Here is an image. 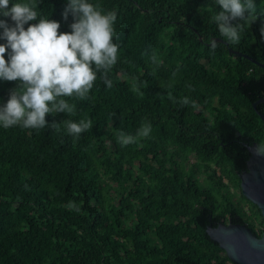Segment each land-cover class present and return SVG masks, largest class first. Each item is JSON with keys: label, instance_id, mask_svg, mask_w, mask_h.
Segmentation results:
<instances>
[{"label": "trees", "instance_id": "16d2710c", "mask_svg": "<svg viewBox=\"0 0 264 264\" xmlns=\"http://www.w3.org/2000/svg\"><path fill=\"white\" fill-rule=\"evenodd\" d=\"M230 46L264 63V0H0V264H237L207 227L264 231L230 189L264 66Z\"/></svg>", "mask_w": 264, "mask_h": 264}, {"label": "water", "instance_id": "95a60500", "mask_svg": "<svg viewBox=\"0 0 264 264\" xmlns=\"http://www.w3.org/2000/svg\"><path fill=\"white\" fill-rule=\"evenodd\" d=\"M214 40H221L228 44L223 37ZM212 43V42H211ZM231 53L244 55L247 58L260 63L252 55L244 53L233 47H229ZM257 108V102L254 103ZM264 119V113L258 111ZM250 157L247 168L240 172L241 189L252 202L261 209L264 218V152L260 149L257 142L248 144ZM207 231L211 238L217 241L230 259L237 264H264V231L262 235L255 233L247 224L228 221H220L218 224H209Z\"/></svg>", "mask_w": 264, "mask_h": 264}, {"label": "rangeland", "instance_id": "374dc122", "mask_svg": "<svg viewBox=\"0 0 264 264\" xmlns=\"http://www.w3.org/2000/svg\"><path fill=\"white\" fill-rule=\"evenodd\" d=\"M191 160L194 161L195 158L191 157ZM201 177L203 178V175ZM230 189H231V192L235 195V199L240 198L242 190H241V188L238 187V185H233V186H231ZM245 208L247 209V211H250L249 204L245 203Z\"/></svg>", "mask_w": 264, "mask_h": 264}, {"label": "flooded vegetation", "instance_id": "af4514ba", "mask_svg": "<svg viewBox=\"0 0 264 264\" xmlns=\"http://www.w3.org/2000/svg\"><path fill=\"white\" fill-rule=\"evenodd\" d=\"M222 221V220H221Z\"/></svg>", "mask_w": 264, "mask_h": 264}]
</instances>
